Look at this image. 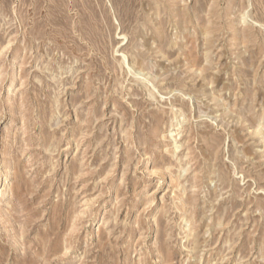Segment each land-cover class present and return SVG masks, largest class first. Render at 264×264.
<instances>
[{
    "label": "rangeland",
    "instance_id": "rangeland-1",
    "mask_svg": "<svg viewBox=\"0 0 264 264\" xmlns=\"http://www.w3.org/2000/svg\"><path fill=\"white\" fill-rule=\"evenodd\" d=\"M259 128L264 0H0V264H264Z\"/></svg>",
    "mask_w": 264,
    "mask_h": 264
},
{
    "label": "bare ground",
    "instance_id": "bare-ground-1",
    "mask_svg": "<svg viewBox=\"0 0 264 264\" xmlns=\"http://www.w3.org/2000/svg\"><path fill=\"white\" fill-rule=\"evenodd\" d=\"M124 38H126L125 36H124ZM115 52V51H114ZM121 58V57H120ZM122 60H123V62L126 60V56L122 53ZM125 64V63H124ZM125 66V65H124ZM129 66V65H128ZM130 67V66H129ZM133 68V67H132ZM132 71H133V69H132ZM131 71V68H129L128 69V72H132ZM135 71V70H134ZM133 73V72H132ZM135 74V73H134ZM138 75V77L140 76L141 77V75H139V74H136V75H134V76H137ZM133 76V77H134ZM143 76V75H142ZM147 78V77H146ZM142 79H145V78H142ZM138 80V79H137ZM140 80V79H139ZM146 81V80H145ZM148 81V80H147ZM148 83V82H147ZM150 83V82H149ZM148 83V84H149ZM152 83V82H151ZM154 87V86H153ZM150 92V91H149ZM188 96V95H187ZM262 129V128H261ZM258 134H260V135H262V134H264V132L262 131V130H260V128H259V130H258ZM175 144V143H174ZM177 145V144H176ZM178 146V145H177ZM178 147H176L175 148V150L177 149ZM235 172V171H234ZM4 174H5V176L9 173V170H4V172H3ZM4 176V175H3ZM224 180V179H223ZM4 183V182H3ZM5 189V188H4Z\"/></svg>",
    "mask_w": 264,
    "mask_h": 264
}]
</instances>
